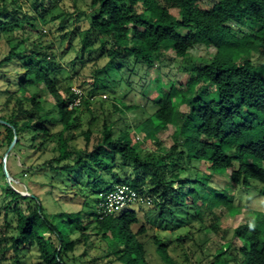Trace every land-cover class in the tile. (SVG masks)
<instances>
[{"label":"trees","instance_id":"trees-1","mask_svg":"<svg viewBox=\"0 0 264 264\" xmlns=\"http://www.w3.org/2000/svg\"><path fill=\"white\" fill-rule=\"evenodd\" d=\"M30 1L41 17L51 9L49 3L55 7L59 2ZM14 3L0 0V68L15 73L4 76L0 72L6 111L0 115L4 143L8 147L16 136L13 151L29 135L33 152L51 155L43 163L49 177L77 170L101 179L92 164L104 170L115 166L111 180L96 188L93 185L95 194L108 191L113 184H128L143 198L149 197L150 203L156 198V206L143 210L141 206L147 204L138 202L110 214L87 211L85 222L81 211L54 213L55 221L37 194L24 195L13 182L16 174L29 169L21 163L10 172L7 156L11 181L2 187L7 200L0 206V264H20L22 249L33 247L41 264H77V245H87L92 235H99L105 255L120 264H151V253L162 264H264V213L258 212L252 224H233L231 234L239 242L237 248L231 240L218 246L208 233L218 232L216 224H202V208L207 212L217 205L228 211L237 207L232 189L207 193L211 174L225 173L234 187L249 188L257 182L264 190V0H90L88 25L83 30L76 26L64 31L73 23L72 12L59 13L61 33L55 49L61 51L57 57L51 43L25 44L28 16L10 10ZM77 34L83 36L78 59L85 61L88 42L99 41L98 49L108 58L105 67L118 63L115 68L127 87L130 82L124 81L123 68H152L161 61L162 51H171L177 59H185L195 45L215 51L211 58H195L177 85H158L148 95L129 88L134 96L115 108L127 111L144 105L150 109L148 116L117 136L113 123L104 119L101 131L88 128L81 132L84 145L77 150L71 146L80 126L76 111L83 107L92 112L90 98L103 83L96 70L86 95L71 108L76 94L69 82L61 94L58 60L66 52L62 44ZM101 37L104 40H98ZM253 57L261 60L260 66ZM78 82L81 88L87 83L85 77ZM43 89L50 100L42 95ZM180 105L187 111L178 110ZM168 124L175 125L180 142L161 156L147 148L144 154L145 146H138L134 129L146 141ZM142 171L150 175L147 191L138 190ZM0 174L4 177L2 162ZM191 221L202 224L196 232ZM199 253L203 259L196 262Z\"/></svg>","mask_w":264,"mask_h":264},{"label":"rangeland","instance_id":"rangeland-1","mask_svg":"<svg viewBox=\"0 0 264 264\" xmlns=\"http://www.w3.org/2000/svg\"><path fill=\"white\" fill-rule=\"evenodd\" d=\"M90 0H59L57 6L51 7L46 13L41 14L35 9L30 0H16L10 10H18L19 14H25L28 17V23H25L26 34L23 37L25 39V44H30L32 41L41 40L45 43L53 44V48L56 52V57L59 55L61 49H55L56 42L59 40L61 31H59V13L62 10L66 12H72V25L64 28L65 30L73 31L76 26L82 30L88 25V14L91 11L89 6ZM204 1V0H203ZM206 2H213L215 0H205ZM44 20L42 21L41 18ZM52 17H57L54 21ZM41 20V21H40ZM30 25H34L31 28ZM249 30V29H244ZM83 36L77 34L72 39H67L62 44V51H66L63 57L59 58L58 63L61 66L58 71V79L61 83V94L64 95V86L67 82L70 83L72 89L79 88L81 90V96L86 95L89 85L88 82L92 79V75L96 73L103 83L99 86V91L95 95L93 94L90 98V110L92 112L85 111V108L80 107L76 114L79 116L80 126L74 131L76 137L71 142V146L74 149L82 150L84 145V138L81 132L90 128L92 132L101 131L103 120L106 119L108 122L113 123L114 134L117 136L120 130L129 127H135L136 124L140 122L143 118L148 116L150 109L146 108L144 105L139 109H131L127 111H119L115 108V105L120 108L123 100H129L134 96L133 93L127 91L130 90H141L145 95H148L154 90L158 85L165 86L166 84H178V80L186 73L185 68L189 67L195 58H211L214 54L213 47H206L204 45H195L189 50L185 59L174 58L171 51H162L160 62L157 61L155 66L152 68L143 70L139 66H131L133 68L131 71L126 67L123 68L121 75L124 81L130 82V87H127L125 82L120 81V73L115 68V66H107L108 58L101 54L98 49L99 41L88 42L85 47L83 58L85 61L82 62L79 58V50L81 48V38ZM98 40H104V37ZM60 48V47H59ZM2 48L0 47V54ZM90 53V54H89ZM125 53V52H124ZM89 54V55H88ZM1 57V55H0ZM253 57L256 60L257 66H260L261 60ZM74 61V64H72ZM131 64V63H129ZM135 71V73L133 72ZM130 71V72H129ZM2 75L14 76V72H8L7 70H2L0 68ZM79 74V75H78ZM78 75V76H77ZM87 83L81 88L79 86V78H84ZM0 84H2L0 82ZM106 84V85H105ZM103 85V86H102ZM86 92V93H85ZM128 92V93H127ZM42 95H45L48 100L51 96L42 90ZM3 92L0 91V115L4 114L3 108ZM135 95H138L135 94ZM186 106L180 105L178 110L181 112L187 111ZM136 141L138 146H145V149L141 151L146 154L147 150L153 151L158 156L163 155L164 151L170 148L176 142H180V137L176 134L175 125H164L161 127L156 134L149 140L141 138L134 129ZM30 140L29 135L24 136L20 141V145L8 153L7 165L10 168V172L16 171V166L22 163L23 167L29 170L23 175L16 174L13 178V182L19 185L20 191L24 195L30 193L37 194L42 200L43 206L50 218L57 221L58 216H52L54 213L62 212H82L83 221H86V212L99 211V202L101 199L100 193L95 194L92 187L95 188L103 184L105 180H111L114 176L113 171L117 170V167H113L112 170H104L101 167L92 164L93 170L96 171V175H99L101 179L95 178L90 173L84 171H74L71 175H62L49 177L46 167L43 165L51 155L50 154H40L29 148ZM7 145L3 141V130L0 128V162L4 159V154L7 150ZM26 148V149H25ZM84 158L89 160L90 158L86 153H83ZM166 162H168L165 159ZM195 166L200 170H205L204 166L199 163H195ZM170 168V166H169ZM45 170V171H44ZM168 170V169H167ZM130 172L129 170L127 171ZM209 174L210 171L205 170ZM194 174V172H192ZM123 174V170L119 173ZM142 183L138 190L147 191L149 189L150 175L148 172L142 171ZM227 175L223 174H211L210 182L207 186V193L211 191L219 192L221 190H233L234 197L233 202L237 207L232 208V210H227L223 205L215 206L211 211H204L202 208V216L204 221L203 225H210L211 222L216 224L218 232L215 233L214 230H209L212 241L218 246L224 245L228 240H231L233 245L237 248L239 245L238 240L232 237L231 228L233 224H252L255 222L257 213H264V190H262L257 182H252L249 188L234 187L227 181ZM6 181L0 174V206L7 200L4 197V192L2 190L3 184ZM52 184V186L50 185ZM206 195V194H205ZM151 197V196H150ZM152 199V198H151ZM156 198L151 200V203L141 206L143 210H148L149 208H154ZM203 207V206H202ZM262 215V214H261ZM0 215V233L2 232V219ZM199 222V223H198ZM191 221V227L196 232L200 228V221ZM170 231V230H169ZM234 247H230V251H233ZM105 244L99 238V235H92L89 243L78 244L74 255L77 257V264H120L114 260L113 256L108 254L105 255ZM181 253V252H180ZM36 248H23L19 255L20 264H41L37 258ZM203 253H199L195 257V261L198 262L203 259ZM149 262L151 264H162L159 258L154 254H149ZM180 261V258L177 257ZM205 260V259H204ZM202 263H204L202 261ZM188 264H192L189 262Z\"/></svg>","mask_w":264,"mask_h":264},{"label":"built area","instance_id":"built-area-1","mask_svg":"<svg viewBox=\"0 0 264 264\" xmlns=\"http://www.w3.org/2000/svg\"><path fill=\"white\" fill-rule=\"evenodd\" d=\"M72 90L76 94V98L69 108L79 105L81 99V90L79 88ZM100 195L99 214H110L129 203H150L149 197L143 198L136 189L128 184H113L108 191L100 193Z\"/></svg>","mask_w":264,"mask_h":264},{"label":"water","instance_id":"water-1","mask_svg":"<svg viewBox=\"0 0 264 264\" xmlns=\"http://www.w3.org/2000/svg\"><path fill=\"white\" fill-rule=\"evenodd\" d=\"M0 121H1V122H4V121H2V120H0ZM15 141H16V136H14L13 140H12L11 143L9 144V146H8V148H7V150H6L5 154H4V159H3V161H2V171H3L4 177L6 178V181H7L8 183H10V181H11V177H10L9 174H8V171H7V168H6V161H5V159H6V157L8 156V153L10 152V150H11L12 146L14 145Z\"/></svg>","mask_w":264,"mask_h":264}]
</instances>
